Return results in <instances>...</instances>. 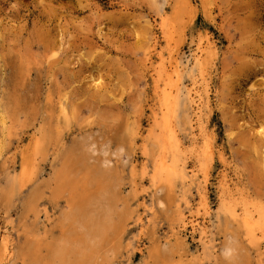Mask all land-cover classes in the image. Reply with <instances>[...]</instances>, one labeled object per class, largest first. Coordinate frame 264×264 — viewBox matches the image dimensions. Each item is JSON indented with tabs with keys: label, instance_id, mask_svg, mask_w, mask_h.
<instances>
[{
	"label": "rangeland",
	"instance_id": "obj_1",
	"mask_svg": "<svg viewBox=\"0 0 264 264\" xmlns=\"http://www.w3.org/2000/svg\"><path fill=\"white\" fill-rule=\"evenodd\" d=\"M1 237V264H264V0H0Z\"/></svg>",
	"mask_w": 264,
	"mask_h": 264
},
{
	"label": "bare ground",
	"instance_id": "obj_2",
	"mask_svg": "<svg viewBox=\"0 0 264 264\" xmlns=\"http://www.w3.org/2000/svg\"><path fill=\"white\" fill-rule=\"evenodd\" d=\"M42 45H45V44H42ZM206 46H207L206 50L209 49L210 45L207 44ZM205 52L206 51H203L202 49H200V53H199L198 58H200ZM175 67H179V66L175 65ZM169 96L170 95H168V94H166V95L164 94L163 95V97H167V98ZM175 108H176V98H173V99L169 100L167 103H165V105L163 107L164 112L162 113V117L166 118L165 119L166 120V122H165V126H166L165 129L166 130L165 131L168 134L173 132L171 127H170V123H171L170 121H171L172 117L174 116L172 114H173V110ZM166 153H167L166 151H163L164 158L161 159L160 161L156 162L154 170H153V177H154V179L158 178L159 181L163 185L167 186L169 189H172L173 188V184H174L175 181H177L178 179L184 180V175L181 172V170L178 169V167H177L176 154H171V159H166L167 158L165 156ZM15 183H16V180L13 179V180H11L10 185H13V187H14ZM187 208H189V205L187 206ZM179 216L180 217L178 218L179 219L178 221L180 223H182L183 214H180ZM207 216L208 215L205 212V217L204 218H207ZM262 217H263L262 215H259L256 220H254L251 217L243 219V229L245 231V236H246L247 242L249 244H253L254 241H255L254 231L263 229V225L261 224V221H263ZM193 227L197 228V230H198L199 238H200L199 241H200V243L202 245L203 252H205L204 249L206 247V239L208 237V231L206 230V228L203 225H198V223L193 224ZM0 242H1L2 255H3L4 259H5L8 256V254H9V252H8V243L6 242L5 238H2V237L0 238ZM232 250H233V247H232V245H229V244H225L222 247V253L224 255H227V254L231 253ZM57 252L61 256L63 251L57 250ZM1 261L2 260L0 259V264H1Z\"/></svg>",
	"mask_w": 264,
	"mask_h": 264
}]
</instances>
